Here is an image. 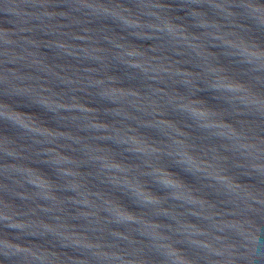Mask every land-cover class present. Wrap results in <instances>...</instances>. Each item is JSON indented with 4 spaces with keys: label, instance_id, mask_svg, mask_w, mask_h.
<instances>
[{
    "label": "water",
    "instance_id": "obj_1",
    "mask_svg": "<svg viewBox=\"0 0 264 264\" xmlns=\"http://www.w3.org/2000/svg\"><path fill=\"white\" fill-rule=\"evenodd\" d=\"M0 264H264V0H0Z\"/></svg>",
    "mask_w": 264,
    "mask_h": 264
}]
</instances>
